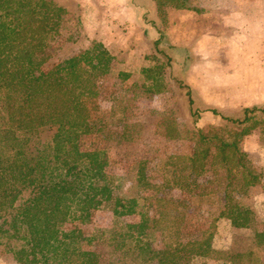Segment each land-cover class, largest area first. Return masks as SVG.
Instances as JSON below:
<instances>
[{
	"label": "rangeland",
	"instance_id": "374dc122",
	"mask_svg": "<svg viewBox=\"0 0 264 264\" xmlns=\"http://www.w3.org/2000/svg\"><path fill=\"white\" fill-rule=\"evenodd\" d=\"M30 1L39 2L33 3L37 8L44 0ZM52 1L67 13L58 33L48 39L44 71L92 50L97 43H104L115 58L99 80L100 111L94 120L98 131L79 140L81 151L100 152L107 159L104 182L115 190L109 207L92 211L79 225L86 236L79 243L81 248L106 254L109 264H158L142 257L140 243L160 249L208 239L212 248L206 255H187L181 264H264V242L258 244L255 235L264 233V200L252 203L264 194L263 106L248 116L258 124L252 137L236 138L240 159L260 177L259 188L243 196V176L236 172L229 190L233 205L252 212L250 218L255 221L249 227L237 228L226 218L216 220L219 212L213 204L222 201L214 193L220 162L194 154L200 130L236 129L246 116V107L251 108V97L264 98V92L243 91L256 81L264 85V61L258 64L262 69L258 76H252L250 69L245 74L221 76L220 70L209 69L206 62L197 74L185 71L179 76L163 58L165 84L151 97L145 69L154 66L157 51L153 39L142 34V27L128 25L124 15L129 11L117 10V19L111 21V15L101 12L94 0ZM101 17L107 21L98 22ZM179 63L181 67L187 64ZM227 90L233 91L232 97ZM54 131L45 127L31 133L32 146L48 141ZM117 198L136 199L137 214L116 215ZM17 247L16 241L4 239L0 264H18L13 257Z\"/></svg>",
	"mask_w": 264,
	"mask_h": 264
},
{
	"label": "trees",
	"instance_id": "16d2710c",
	"mask_svg": "<svg viewBox=\"0 0 264 264\" xmlns=\"http://www.w3.org/2000/svg\"><path fill=\"white\" fill-rule=\"evenodd\" d=\"M33 3L0 0V244L4 239L19 244L13 251L18 264H109L106 254L79 245L86 241L79 225L92 211L109 207L115 190L104 182L107 159L100 152L81 151L79 140L98 131L94 120L100 111L99 80L115 58L104 43H97L92 50L44 71L48 39L58 33L67 12L52 0L42 1L37 8L34 4L39 2ZM166 3L186 7L190 2ZM153 60L154 66L145 69L151 97L164 86L167 68L162 59L154 56ZM257 109H247L236 129L200 130L195 139L194 154L220 162L214 193L222 201L213 204L219 212L216 220L229 219L237 228L255 221L249 209L231 203L229 190L236 172L243 176V196L260 183V177L240 159L236 141L257 128L248 118ZM45 127L55 129L54 134L32 146L29 135ZM137 206L136 199L117 198L113 211L135 215ZM255 235L257 243L264 242V233ZM139 248L146 261L181 264L187 255H206L212 243L207 239L155 249L143 242Z\"/></svg>",
	"mask_w": 264,
	"mask_h": 264
},
{
	"label": "crops",
	"instance_id": "0c3cea01",
	"mask_svg": "<svg viewBox=\"0 0 264 264\" xmlns=\"http://www.w3.org/2000/svg\"><path fill=\"white\" fill-rule=\"evenodd\" d=\"M94 1L101 12L111 15V21L117 19L114 16L117 10L129 11L130 14L124 15L128 25L144 29L142 34L146 39H153L152 46L157 51L154 55L169 61L168 66L176 69V75L181 76L185 71L197 74L203 62L208 68L212 67L209 69L220 70L221 76L233 72L245 74L249 69L252 76L261 74L258 64L264 61V0H189L186 7L166 3V0ZM104 19L98 22L107 21ZM179 60L187 64L181 67ZM243 91L261 94L264 85L256 81ZM227 92L228 97H232L233 91ZM249 102L251 108L246 107V110L264 108V98L252 96ZM256 188L259 187L251 190ZM260 200H264V194L252 203Z\"/></svg>",
	"mask_w": 264,
	"mask_h": 264
}]
</instances>
